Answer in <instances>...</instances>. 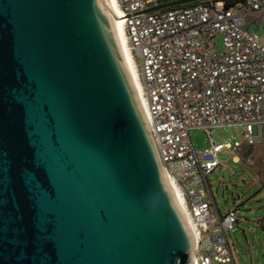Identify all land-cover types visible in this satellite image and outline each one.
<instances>
[{"label":"water","instance_id":"obj_1","mask_svg":"<svg viewBox=\"0 0 264 264\" xmlns=\"http://www.w3.org/2000/svg\"><path fill=\"white\" fill-rule=\"evenodd\" d=\"M193 246L105 0H0V264H190Z\"/></svg>","mask_w":264,"mask_h":264},{"label":"built area","instance_id":"obj_2","mask_svg":"<svg viewBox=\"0 0 264 264\" xmlns=\"http://www.w3.org/2000/svg\"><path fill=\"white\" fill-rule=\"evenodd\" d=\"M173 1L117 0L119 18L145 119L193 237L190 264H235L228 234L238 222L237 205L222 213L208 178L221 166L219 153L230 147L210 142L195 150L188 132L241 126L235 151L263 141L264 47L244 24L248 14L264 16V0H197L147 11ZM259 22L257 17L254 24ZM244 163L251 167L252 157Z\"/></svg>","mask_w":264,"mask_h":264},{"label":"rangeland","instance_id":"obj_3","mask_svg":"<svg viewBox=\"0 0 264 264\" xmlns=\"http://www.w3.org/2000/svg\"><path fill=\"white\" fill-rule=\"evenodd\" d=\"M257 17L260 22L255 25ZM244 28L255 33L264 47V16L246 15ZM214 43L215 49L221 51L219 35L215 36ZM188 133L195 150L208 148L210 142L229 145L230 148L218 155L221 166L208 176L212 192L222 213L230 209L233 203L238 204V222L232 233L228 234L234 263L264 264V138L253 148L235 151L233 142L241 141V126L219 127L209 132L193 128ZM248 156L253 159L251 167L244 163Z\"/></svg>","mask_w":264,"mask_h":264},{"label":"bare ground","instance_id":"obj_4","mask_svg":"<svg viewBox=\"0 0 264 264\" xmlns=\"http://www.w3.org/2000/svg\"><path fill=\"white\" fill-rule=\"evenodd\" d=\"M105 3H106L107 11H108L110 25H111L114 37L116 39V43L118 45L124 66L126 68L128 76L135 89L137 99L141 106L142 112L145 115V108H143V105H142L144 104V101L142 99L143 97L141 96V92H140L141 84H140L139 77H138L134 62L132 60V57H131V54L128 48L127 39H126L124 30L122 27V21H121V18H119L122 16V14L120 13L118 9L117 0H105Z\"/></svg>","mask_w":264,"mask_h":264},{"label":"crops","instance_id":"obj_5","mask_svg":"<svg viewBox=\"0 0 264 264\" xmlns=\"http://www.w3.org/2000/svg\"><path fill=\"white\" fill-rule=\"evenodd\" d=\"M260 151H261V153H262V155H263V147H261ZM261 157H262V156H261ZM235 160H236V159H235Z\"/></svg>","mask_w":264,"mask_h":264},{"label":"trees","instance_id":"obj_6","mask_svg":"<svg viewBox=\"0 0 264 264\" xmlns=\"http://www.w3.org/2000/svg\"><path fill=\"white\" fill-rule=\"evenodd\" d=\"M237 208H238V204H237Z\"/></svg>","mask_w":264,"mask_h":264}]
</instances>
